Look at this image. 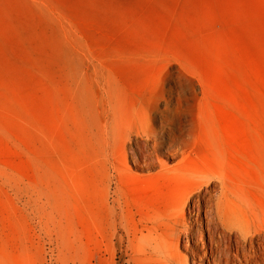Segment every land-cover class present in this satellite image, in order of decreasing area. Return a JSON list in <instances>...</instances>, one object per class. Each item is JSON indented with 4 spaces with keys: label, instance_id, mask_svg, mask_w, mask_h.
<instances>
[{
    "label": "rangeland",
    "instance_id": "374dc122",
    "mask_svg": "<svg viewBox=\"0 0 264 264\" xmlns=\"http://www.w3.org/2000/svg\"><path fill=\"white\" fill-rule=\"evenodd\" d=\"M211 215L264 226V0H0V264H165Z\"/></svg>",
    "mask_w": 264,
    "mask_h": 264
},
{
    "label": "bare ground",
    "instance_id": "6f19581e",
    "mask_svg": "<svg viewBox=\"0 0 264 264\" xmlns=\"http://www.w3.org/2000/svg\"><path fill=\"white\" fill-rule=\"evenodd\" d=\"M203 201L211 210L212 202L209 199ZM195 204L198 212L199 202ZM210 217L206 218L204 225H181L180 230L175 225L163 230L170 231V235L183 234L184 239L189 235L191 237V241L184 243L188 257L183 259L177 254L179 240L173 238L170 251L163 254L165 264H264V226L237 225L226 228L218 223L215 216ZM175 224L181 223L175 221ZM205 233L208 244L204 241Z\"/></svg>",
    "mask_w": 264,
    "mask_h": 264
}]
</instances>
